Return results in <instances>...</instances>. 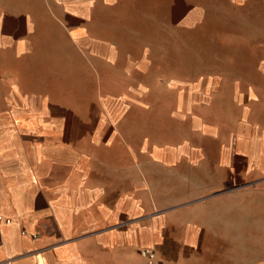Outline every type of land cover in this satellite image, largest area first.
<instances>
[{
    "label": "crops",
    "instance_id": "1",
    "mask_svg": "<svg viewBox=\"0 0 264 264\" xmlns=\"http://www.w3.org/2000/svg\"><path fill=\"white\" fill-rule=\"evenodd\" d=\"M118 2L0 0V264H264V0Z\"/></svg>",
    "mask_w": 264,
    "mask_h": 264
},
{
    "label": "rangeland",
    "instance_id": "2",
    "mask_svg": "<svg viewBox=\"0 0 264 264\" xmlns=\"http://www.w3.org/2000/svg\"><path fill=\"white\" fill-rule=\"evenodd\" d=\"M191 0H119V11L127 14L136 22L148 21L151 23L166 22L165 33L161 30V35H165L167 40V51L173 54L182 55L183 62L190 63L192 45L195 38H206L207 25L199 27L192 25L191 19ZM203 41V40H202ZM201 48V44H200ZM185 66V65H184ZM183 79L189 78L185 75ZM161 94V93H159ZM158 93H152V99L165 98ZM190 92H186L189 99ZM174 95L168 96L164 100H173ZM162 110H165L162 108Z\"/></svg>",
    "mask_w": 264,
    "mask_h": 264
},
{
    "label": "built area",
    "instance_id": "3",
    "mask_svg": "<svg viewBox=\"0 0 264 264\" xmlns=\"http://www.w3.org/2000/svg\"><path fill=\"white\" fill-rule=\"evenodd\" d=\"M12 219L7 218L0 214V224H11ZM24 235L26 231L22 232ZM35 236V235H34ZM2 246V239L0 238V247ZM141 256L144 258V264H161L157 250L154 247H146L140 251Z\"/></svg>",
    "mask_w": 264,
    "mask_h": 264
}]
</instances>
